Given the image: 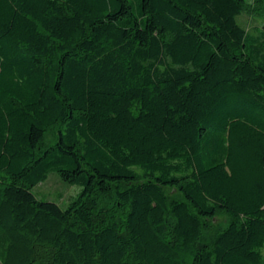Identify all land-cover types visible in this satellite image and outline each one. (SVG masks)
Instances as JSON below:
<instances>
[{"label": "trees", "instance_id": "obj_1", "mask_svg": "<svg viewBox=\"0 0 264 264\" xmlns=\"http://www.w3.org/2000/svg\"><path fill=\"white\" fill-rule=\"evenodd\" d=\"M248 5L0 0V264L264 263ZM53 171L82 186L66 208L32 191Z\"/></svg>", "mask_w": 264, "mask_h": 264}, {"label": "rangeland", "instance_id": "obj_2", "mask_svg": "<svg viewBox=\"0 0 264 264\" xmlns=\"http://www.w3.org/2000/svg\"><path fill=\"white\" fill-rule=\"evenodd\" d=\"M248 8L240 14L237 19L250 33L255 36H260L262 32V24L264 21V1L248 0ZM56 129L50 130L48 134V141L53 142ZM82 190L79 184H71L62 179L58 172H50L47 179L38 183L32 188L34 194L43 200L53 201L61 207L66 208L73 200L77 198ZM114 201H105L108 207L113 206ZM229 222V216L221 213L216 215L211 224L213 227L204 230L202 238L210 242L213 238L215 230L225 227ZM264 262V249H263ZM264 264V263H263Z\"/></svg>", "mask_w": 264, "mask_h": 264}]
</instances>
